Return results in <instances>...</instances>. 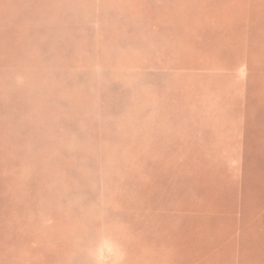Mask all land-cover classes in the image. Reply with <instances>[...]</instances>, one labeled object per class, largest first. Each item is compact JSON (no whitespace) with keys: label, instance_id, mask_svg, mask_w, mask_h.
I'll return each mask as SVG.
<instances>
[{"label":"rangeland","instance_id":"1","mask_svg":"<svg viewBox=\"0 0 264 264\" xmlns=\"http://www.w3.org/2000/svg\"><path fill=\"white\" fill-rule=\"evenodd\" d=\"M0 264H264V0H0Z\"/></svg>","mask_w":264,"mask_h":264}]
</instances>
